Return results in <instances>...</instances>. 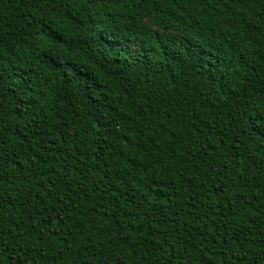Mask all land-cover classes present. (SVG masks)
<instances>
[{"label": "trees", "instance_id": "trees-1", "mask_svg": "<svg viewBox=\"0 0 264 264\" xmlns=\"http://www.w3.org/2000/svg\"><path fill=\"white\" fill-rule=\"evenodd\" d=\"M74 11L0 0V264H264V0Z\"/></svg>", "mask_w": 264, "mask_h": 264}, {"label": "snow or ice", "instance_id": "snow-or-ice-1", "mask_svg": "<svg viewBox=\"0 0 264 264\" xmlns=\"http://www.w3.org/2000/svg\"><path fill=\"white\" fill-rule=\"evenodd\" d=\"M104 2H109V0H103V2L102 0H36V3L41 6L51 7L54 11H57L66 21L62 27H57L53 30L51 25L53 23H59L58 21H53L43 16L39 17L37 25L42 23L43 28L37 27V30L40 32V41L42 42H37L36 47L50 53L52 62L60 61L63 63L71 60L73 63L83 64L85 61L78 60V57L83 54V51H87V49L78 42V39L82 35L90 36L91 32L81 29L78 18H71L76 17V12L74 10L80 5L85 7H92L93 5L103 7ZM208 2L212 3L213 0H208ZM217 2H219V0H217ZM69 28L72 30L69 31ZM0 52H2V50H0ZM68 70L69 69H65V71ZM259 119L261 123H264V111L259 114ZM262 135H264V130H262ZM261 144H264V140L261 141Z\"/></svg>", "mask_w": 264, "mask_h": 264}]
</instances>
